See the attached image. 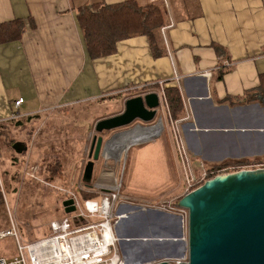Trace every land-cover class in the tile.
I'll list each match as a JSON object with an SVG mask.
<instances>
[{
  "label": "crops",
  "instance_id": "0c3cea01",
  "mask_svg": "<svg viewBox=\"0 0 264 264\" xmlns=\"http://www.w3.org/2000/svg\"><path fill=\"white\" fill-rule=\"evenodd\" d=\"M120 1L0 0V22L21 18L24 24L19 39L0 41V117L8 118L12 111L26 117L57 107L98 106L112 99L115 104L132 96L130 91L136 90L135 95L145 86L157 84L158 93L165 84H172L181 94L183 114L176 119H181V137L196 168L263 156L264 98L256 94V87L258 74L264 73V0H166L168 23L161 30L164 55L153 57L147 38L135 35L117 42L113 54L89 58L76 8ZM212 44L224 52L217 54ZM115 94L120 97L110 98ZM18 98L23 101L15 106ZM117 108L120 112L122 104ZM157 124L130 133L142 129L146 134L134 143L148 140L160 145L152 154L156 163L152 165L158 167L157 175L163 188L171 192L169 197L176 199L183 194L180 168L169 127L152 133ZM116 141L117 148L130 143L120 142L118 137ZM102 155L112 159L110 167L116 168L117 155L110 149ZM168 160L170 176L164 169ZM121 192L120 188L123 199L116 213L122 216L114 233L127 264L186 253L183 235L162 238L167 232H180L179 214L166 212L172 219L169 226L156 231L150 217L159 215L156 207L148 206L149 199Z\"/></svg>",
  "mask_w": 264,
  "mask_h": 264
},
{
  "label": "rangeland",
  "instance_id": "374dc122",
  "mask_svg": "<svg viewBox=\"0 0 264 264\" xmlns=\"http://www.w3.org/2000/svg\"><path fill=\"white\" fill-rule=\"evenodd\" d=\"M122 101L123 99H120L113 104L114 100L112 99L99 102L98 106L94 103H84L41 111L29 119V134L25 133L26 128L20 124L11 127L12 136L23 141L27 145V149L22 155H18L13 160L15 168L13 166L11 170L17 172L15 177L16 187L13 193L8 192L5 194V199L24 237L35 239L45 235L47 233V223L58 214L64 213L61 203L69 192L78 194L79 197L89 196V193L82 192L83 183L81 176L83 167L88 160V151L93 135L101 134L103 140H107L115 132L123 130L122 128H117L97 133L94 130L95 123L102 116L104 118L119 113L116 112V109L121 107ZM163 110L165 111V108L163 107V101H161L156 117L149 122L142 123L136 120L135 123L151 126L156 122L157 118H165L166 113ZM170 114L174 118L171 111ZM152 144L154 143L148 140L133 144L131 142L116 168L114 166L110 167L113 160L107 159V161L101 153L98 159L94 161L92 177L96 178L103 168L116 170V175L121 176V193L133 195L138 199L147 198L149 200L146 201L151 203V205H148L150 208L156 207L158 211L164 212L163 215H159L156 219L150 217L153 229L161 231L164 226H169L172 220L169 219L170 217H168L166 212L174 214H180V212L176 209L173 210L174 206V208H170L175 199L169 197L168 194L171 192L163 188L164 184L157 175L158 167L152 165V162L155 163L152 160V154L157 153L160 146ZM15 156L13 150L1 151V177L3 169L11 167L12 158ZM249 159L263 160L264 155ZM156 160L158 159L156 158ZM157 163L159 164V162ZM165 163L164 169L170 176L172 173L171 162L168 160ZM57 166L58 168H56ZM192 166H194V163H192ZM143 186L145 188L142 190L141 187ZM0 190L3 195L5 188L2 181ZM24 196L29 199L25 203L26 210L31 205V208L33 206L35 211V214L31 215V219L29 214L28 216L26 215L27 211L22 210L21 205L22 201H24ZM156 200L157 202L154 204ZM164 201H167V203H163ZM4 209L8 220L5 202ZM178 216L179 220L182 219L180 215ZM173 226L175 228L174 222ZM167 236L176 237L177 233L170 234L167 232L165 236L162 235V238H167ZM0 249L14 253L16 251L14 240L12 238L0 239Z\"/></svg>",
  "mask_w": 264,
  "mask_h": 264
},
{
  "label": "water",
  "instance_id": "95a60500",
  "mask_svg": "<svg viewBox=\"0 0 264 264\" xmlns=\"http://www.w3.org/2000/svg\"><path fill=\"white\" fill-rule=\"evenodd\" d=\"M159 105L157 91L142 89L124 98L119 113L97 120L94 130L102 133L123 129L111 139L135 128L150 127L135 122L151 121ZM109 139L93 135L81 176L85 184L91 182L94 161L105 151ZM13 148L20 153L27 147L24 142H15ZM61 205L65 213L74 210L71 199L63 200ZM177 206L187 212L186 260L172 263L162 258L150 264H264V166L215 174L182 194ZM156 213L164 214L158 210ZM179 225L177 237L182 238L181 219Z\"/></svg>",
  "mask_w": 264,
  "mask_h": 264
},
{
  "label": "built area",
  "instance_id": "2783aa9c",
  "mask_svg": "<svg viewBox=\"0 0 264 264\" xmlns=\"http://www.w3.org/2000/svg\"><path fill=\"white\" fill-rule=\"evenodd\" d=\"M163 2L166 3V0ZM161 30H164V27ZM204 74L208 75L209 72H204ZM159 84L161 85V82ZM158 95L160 103L163 101L165 108L163 111L166 114L165 118H160V124H157V129H154L152 133L157 134L165 126L169 127L173 152L181 172L183 194L215 174L230 172L231 166L222 167L214 174H212V170H207L202 165L198 168L192 166L193 160L187 153L181 137L179 125L181 119L171 117L163 88L159 90ZM22 101L23 98L15 100V106H18ZM17 117L19 114L12 111L8 118L0 117V124ZM165 122L167 123L165 124ZM134 142L136 141H132V143ZM117 144L116 137H113L107 141L106 149H110L118 156L116 161L118 164L122 153L128 149L131 143L121 144L118 148ZM263 166L264 163L255 165V167ZM242 168L253 167L248 165ZM82 183V192L89 193V196L79 197L78 194L69 192L65 199L72 200L74 210L68 213L63 211L61 216L51 219L47 223V233L35 239L23 236L4 198L8 226L0 230V239L12 238L16 251L8 258L0 256V264H127L117 249V237L114 233V225L122 216V214L116 213L118 202L123 199L120 194L121 176H117L115 170L103 168L96 178H91L89 184H85L83 181ZM163 203H167V201ZM170 208L180 212L185 234L183 238L186 239V209L177 206V203H173ZM168 260L172 263L186 260V253L181 257ZM150 263L153 262L143 264Z\"/></svg>",
  "mask_w": 264,
  "mask_h": 264
},
{
  "label": "trees",
  "instance_id": "16d2710c",
  "mask_svg": "<svg viewBox=\"0 0 264 264\" xmlns=\"http://www.w3.org/2000/svg\"><path fill=\"white\" fill-rule=\"evenodd\" d=\"M76 19L81 29L87 55L91 59H96L113 54L116 51L117 42L122 39L132 37L135 35H144L147 38L149 48L153 57H160L165 54V47L161 35V28L168 23V18L163 0L155 2L149 0H122L116 3L96 2L92 4L82 5L76 8ZM24 29L23 20L21 18H14L9 21L0 22V41L19 39ZM217 54H222L224 49L212 44ZM150 88V89H148ZM144 90L158 91V85H148ZM157 89V90H156ZM164 94L167 99L169 110L174 118H179L183 114L182 99L177 85H167L163 87ZM137 91H130L134 95ZM256 94L264 98V73L258 74V85L256 87ZM130 95V94H129ZM119 95L110 96V98H118ZM78 105V104H77ZM19 117L15 119H8L0 124V153L1 151L13 150L15 157L12 158L11 167H6L2 171L1 181L5 188V193H13L16 187V171L15 162L18 155H22L24 151L18 153L14 148L15 142H23L14 138L11 134V127L15 125H22L26 128L29 134V124L32 117ZM103 117V116H102ZM100 117V118H102ZM1 161V159H0ZM264 163L263 160L238 159L227 160L217 165L206 167L207 170H212L213 173L222 167H230L229 171H234L244 166L252 165L254 168L256 164ZM58 168V166L56 167ZM1 191V190H0ZM175 199L177 203L178 199ZM22 210L27 211V216L31 219L35 214L34 208L31 205L26 210L25 203L29 200L23 197ZM32 215V216H31ZM62 215V214H61ZM58 214L57 216H61ZM56 216V217H57ZM8 226L4 209V199L0 192V230ZM5 239V238H2ZM15 253V252H14ZM14 253L8 250L0 249V256L11 257Z\"/></svg>",
  "mask_w": 264,
  "mask_h": 264
},
{
  "label": "bare ground",
  "instance_id": "6f19581e",
  "mask_svg": "<svg viewBox=\"0 0 264 264\" xmlns=\"http://www.w3.org/2000/svg\"><path fill=\"white\" fill-rule=\"evenodd\" d=\"M160 124V123H159ZM158 124V125H159ZM157 125H156V127L154 128V129H157ZM147 128V127H146ZM142 129H139L138 131V133H130V134H127V133H125L126 134V136H124L125 134H120V135H118V139L120 140V142H123L124 140L125 141H135V140H139V139H141V137H143V135H145L146 133L145 132H142L141 131ZM148 130V129H147ZM131 141H130V143H131Z\"/></svg>",
  "mask_w": 264,
  "mask_h": 264
},
{
  "label": "flooded vegetation",
  "instance_id": "af4514ba",
  "mask_svg": "<svg viewBox=\"0 0 264 264\" xmlns=\"http://www.w3.org/2000/svg\"><path fill=\"white\" fill-rule=\"evenodd\" d=\"M175 201V200H174ZM175 203V202H174Z\"/></svg>",
  "mask_w": 264,
  "mask_h": 264
}]
</instances>
